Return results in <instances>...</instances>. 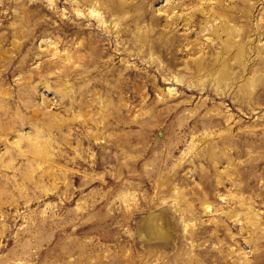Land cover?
<instances>
[{
	"label": "rangeland",
	"instance_id": "obj_1",
	"mask_svg": "<svg viewBox=\"0 0 264 264\" xmlns=\"http://www.w3.org/2000/svg\"><path fill=\"white\" fill-rule=\"evenodd\" d=\"M0 264H264V0H0Z\"/></svg>",
	"mask_w": 264,
	"mask_h": 264
}]
</instances>
